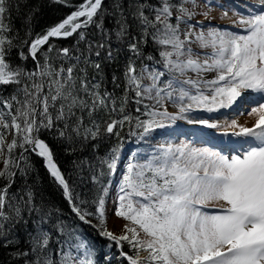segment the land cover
I'll return each instance as SVG.
<instances>
[{
	"label": "snow or ice",
	"instance_id": "obj_1",
	"mask_svg": "<svg viewBox=\"0 0 264 264\" xmlns=\"http://www.w3.org/2000/svg\"><path fill=\"white\" fill-rule=\"evenodd\" d=\"M187 2L189 0H161L159 6L152 8L154 19L145 15L143 3L133 13L142 29L141 39L151 35L156 44L163 46L159 55L165 71L144 68L137 75L134 63L130 61L125 77L130 85H135L136 97L146 96L162 107V101L167 100L177 108L171 113L166 108L155 110L145 105L148 109L145 115L150 118L144 121L137 118V127L143 129L140 136L164 127L166 122L175 124L178 120H186L188 124L208 129H232L223 135L243 138L247 147L242 154L229 157L186 143L161 145L156 154L144 158V163H129L119 184L114 212L133 226L126 224L124 234L116 235L104 227L107 188H104V195L94 201L97 205L95 213L82 209L54 162L48 144L38 137L41 128L51 130L57 122H62L64 128L58 129V136L71 141L73 133L76 137L82 135L83 117H77L76 109L81 113L87 110L91 116L98 108L107 107L110 94L102 96L95 91L99 84L89 86L86 72L79 77L75 75V65L56 69L47 54L43 64L38 58L41 46L48 44L49 53L54 50L50 38L71 37L78 29L94 23L102 0H84L78 10L31 40L28 55L21 51L19 56L21 60L30 56L36 62L33 71L13 66L6 59L13 41L4 35L10 31L4 22L9 8L7 0H0V86H15L14 93L8 98L0 97V161L3 163L0 169V246L15 248L14 255L24 257L23 264H97V261L93 246L74 228L70 229L59 218L53 222V213L35 203L36 193L31 187L12 192L18 173L21 179L27 175V168L21 165V161H25L24 153L21 152L18 158L14 155L17 148L24 151L31 148L44 159L48 172L62 187L72 212L84 223H91L87 217L95 215L99 221V234L117 246L119 257L126 259L128 264H264V0H257L250 6L247 16L233 13L240 16L233 23L243 26L241 32L215 27L205 31L201 22L191 24L196 13L185 7ZM190 2L193 7L197 6L196 0ZM212 3L213 0H206V7L210 8ZM219 6L224 7L223 4ZM173 8L178 13L175 24L171 22ZM223 15L227 16V11ZM81 17L84 19L80 20ZM181 23L187 25L184 32L180 30ZM197 27L199 32L195 30ZM116 35L117 39L126 37L127 29L123 24ZM79 36L84 39V32H79ZM193 43L201 50L210 51L196 53L191 47ZM104 47L103 43L97 45V57L101 55L99 49ZM128 47L137 57L141 55L136 43H130ZM69 51L68 48L59 50L65 57ZM107 59H113L111 50ZM94 67L99 69L100 64L96 63ZM145 72L152 81L149 86L141 83ZM187 72L196 73L200 78L178 81L173 76L164 87L157 86L166 73L183 75ZM210 72L216 73L212 79L202 78V74ZM136 102L139 104L140 100ZM222 109H238L241 115L255 114L258 118L252 127L243 126L236 119L222 126L190 115L196 111L214 113ZM73 117L77 118L75 125L71 124ZM129 119L125 116L121 121L108 123L107 133H113L117 124L122 125ZM94 129L85 128L83 138L87 140L90 136L95 140L99 126L94 125ZM9 132L12 140L6 143ZM112 152L114 155L101 161L110 174L116 171L119 149L114 148ZM92 180L99 182L95 175ZM213 201H223L227 205L222 214L205 210ZM25 212L36 214L35 223L40 227L27 233L29 250L21 251L17 247L19 240L15 229L33 223L25 218ZM49 223L52 231L45 227ZM124 242L131 246L134 255L123 250Z\"/></svg>",
	"mask_w": 264,
	"mask_h": 264
},
{
	"label": "trees",
	"instance_id": "obj_2",
	"mask_svg": "<svg viewBox=\"0 0 264 264\" xmlns=\"http://www.w3.org/2000/svg\"><path fill=\"white\" fill-rule=\"evenodd\" d=\"M82 3L84 0H64L62 3L54 2V0H7L9 11L5 13L4 22L9 25L10 31L4 35L12 39L13 48L6 59L13 66L19 65L28 71H33L36 62L30 56L26 60H21L19 53L23 51L25 55H28L31 40L38 35L45 34L49 28L62 22L73 11L78 10ZM141 3L144 4L145 15L154 19L155 13L152 8L159 6L161 0H103L99 14L94 17V23L86 28L78 29L77 33L71 37L50 38V43L54 46L52 52H48V44L41 46L42 50L38 51L41 64L44 63L45 54H47L51 57L50 62L56 69L60 67L67 69V67L75 65V75L83 77L86 72L90 82L89 86L99 84V88L95 91H98L102 96L105 93L110 94V99L106 100L107 107L98 108L91 116L88 115L87 110L81 113L79 109H76L77 117H83L81 136L76 137L73 133L74 138L71 141L60 138L58 129L64 128L62 122H57L56 127L51 130L41 128L38 133V137L48 144L54 162L69 184L75 202L82 209L92 213H95L97 206L94 201L104 195V188L108 189L115 174H110V170L101 161L114 155L112 152L114 148H118L119 152L121 150L134 151L133 149L137 150V153L140 151L137 143L143 129L137 127V118L142 112L137 111L140 106L132 104L135 85H130L125 77L129 62L134 63L137 75H140L143 67L165 71L159 55L163 46L156 44L151 35L141 39L142 29L138 19L133 16ZM79 19L83 20L84 18ZM121 24L127 29V35L122 39H117L116 34ZM81 31L85 34L84 39H80L79 32ZM133 37L136 39H132ZM25 40L28 41L27 44L23 43ZM101 43L105 47L99 49L101 55L97 57L95 52L98 50L97 45ZM130 43L137 44L141 53L139 57L129 50ZM62 48L70 50L68 56L65 57L59 52ZM109 50L113 53L111 60L107 59ZM149 56L152 57L151 60L148 59ZM96 63L100 64L99 69L94 67ZM166 75L173 74L166 73ZM14 91L15 86L7 88L0 86V97L8 98ZM80 95L84 94L80 93ZM122 106L123 111H121ZM53 114H55V110H53ZM125 116L130 119L125 120L122 125L117 124L113 133H107L108 123L113 120L121 121ZM76 119V117L72 118V125L76 124ZM94 125L99 126L96 139L93 140L89 136L85 140L83 138L84 129L95 130ZM68 131L70 132L71 129ZM8 138V142H11L12 134L10 132L6 133V140ZM21 152L24 153L26 161V163L21 161V165L27 168V175L21 179L18 173L12 192L24 189L25 186L31 187L36 193L35 203L53 213L51 218L53 222L59 218L70 229L74 228L84 240L93 246L94 259L97 264H128L126 259L119 257L117 246L99 234V221L95 215L87 217L91 223H84L72 212L71 205L64 197L62 187L50 175L44 160L30 148L28 151L17 148L14 155L18 158ZM138 161L136 157H133L131 163L136 164ZM93 175L99 178V182H93ZM24 216L33 223L27 227L20 226L15 229V232L19 240L17 245L19 250L28 251L30 241L27 233L33 228H39L40 225L35 223L36 214L25 212ZM45 227L52 231L51 223ZM104 227L106 226L104 225ZM109 244H112L111 248L108 247ZM15 250L12 247L0 246V264H17V261L23 264L24 257H16ZM123 250L129 255L135 254L127 242L123 243ZM53 255L55 256V245H53Z\"/></svg>",
	"mask_w": 264,
	"mask_h": 264
},
{
	"label": "rangeland",
	"instance_id": "obj_3",
	"mask_svg": "<svg viewBox=\"0 0 264 264\" xmlns=\"http://www.w3.org/2000/svg\"><path fill=\"white\" fill-rule=\"evenodd\" d=\"M257 3V0H213L212 6L206 7V0H196V7H193L192 3L187 2L185 3V7L196 13L192 20L190 21L191 24L196 25L197 21L201 22L204 26V30L207 31L208 27H215L218 29H227L230 31L235 32H241L243 29V26L240 24H234L229 23L228 25H221L217 22H213L215 20L214 18H211V16H214L216 13H224L227 11V16H230L232 21L238 20L240 17L239 15H234L233 13H244L250 11V6H253ZM223 4L224 7H220L219 5ZM254 11H258L259 8H252ZM204 13H207V16L204 15ZM177 11L175 8H173V19L172 23L175 24V16L177 15ZM245 16V15H244ZM83 18V17H81ZM208 21V22H207ZM180 30L181 32H184L187 30V25L184 23L180 24ZM197 32L200 31V28L197 27L195 29ZM193 48V51L196 53H200L202 51H210V49L207 50H201L199 46L195 43L191 45ZM201 59H203V56H201ZM147 68L148 70H151L150 67H143L142 69ZM141 69V70H142ZM141 74V71H140ZM173 74V73H172ZM216 75L215 72L210 73H204L202 74L203 79H212ZM175 77V79L178 81H183L184 79L191 78L193 80L198 79L200 77L197 76L196 73L187 72L183 75L180 73H174L173 75H165L164 77H161L160 82H158V87H164V85L167 83V81L171 78ZM142 85L149 86L151 85L152 81L148 79L147 72L144 73V79L141 81ZM187 87V86H185ZM152 95H155V92L153 91ZM140 100V103L138 104L136 101ZM187 101H185L186 103ZM132 104L140 106V112L142 114L139 115V121H144L149 119L150 117L145 115V112L148 109H155V110H163V108H166L169 112L174 113L177 111V108L175 105L167 100L162 101V105H158L155 103V100L149 99V98H138L136 95L134 96V99L132 101ZM145 105L148 106V109L145 108ZM138 109V108H137ZM250 110V109H249ZM234 110H227L217 117H219V120L230 122L232 119H235L233 117L230 118V114L233 113ZM238 109H236V112L234 114H238ZM253 116V115H251ZM242 118L249 117V115H242ZM141 118V119H140ZM184 120H181L180 124H185ZM167 123H165L164 127L155 128L153 131H151L149 134H147L144 137L139 138L137 147L140 150L139 153H137V150L133 149L134 151H125L121 150L119 152V159L117 161V168L116 172L114 174L113 180L110 183V186L108 187L107 195L105 197L106 203H105V211H106V223L105 226L107 230L113 232L116 235H123L124 234V226L127 224L129 226H133L130 221H126L123 218L117 217L114 212V202L117 201L118 196V190H119V184L122 179L123 174L127 170V165L131 163V160L133 157H136L139 161L137 163H144L145 157H151L152 155L156 154L160 150V146L164 145L167 146L169 144L171 145H180L181 143L189 144L190 147L194 148H208L213 151L221 152L222 154L226 156L236 155V154H242L243 150L247 147V144H241V147L236 146L235 148H219L218 146L211 144L210 142H201L197 138V136L189 137L190 135L185 133H174L169 134L167 133ZM225 128V127H224ZM203 130V129H202ZM225 130H229V128H225ZM232 130V129H231ZM208 134H214L216 132L215 129H208L204 130ZM9 134V133H8ZM215 135V134H214ZM222 136V135H221ZM9 141V138L6 140V143ZM231 144V143H230ZM3 168V163L0 161V169ZM219 205L212 206L211 204H208L207 209H213L209 207H214V211H211L209 213L211 214H222L223 210L226 209L227 205L223 201H217ZM143 236V233L140 234ZM141 255H145V253H141Z\"/></svg>",
	"mask_w": 264,
	"mask_h": 264
},
{
	"label": "bare ground",
	"instance_id": "obj_4",
	"mask_svg": "<svg viewBox=\"0 0 264 264\" xmlns=\"http://www.w3.org/2000/svg\"><path fill=\"white\" fill-rule=\"evenodd\" d=\"M243 15L247 16L249 14V12H244L242 13ZM211 18H214L215 20H213V22H217L218 24L221 25H228L229 23H233L232 19L230 16H224L222 13H216L214 14V16H211ZM240 19V17L238 18V20ZM235 20V21H238ZM208 22V21H207ZM146 98V96H145ZM228 109H222L218 112H214V113H208V112H204V111H196L191 113V116L194 117H198V118H202V119H208L210 120V122H218L219 124H221L222 126L225 125L226 121H220L219 117H217L218 115H220L221 113L227 111ZM234 110L233 113H231L229 116L230 118L233 117L235 118L239 124L246 126V127H252L255 122L256 119L258 118L255 114L253 116H249L246 118H242L241 114H234V112H236V109H232ZM239 112V111H237ZM185 122H187L186 120H184ZM181 120H178L175 122V124H170L167 123V133L169 134H176V133H187L190 136L189 137H195L197 136V138L199 139V141L204 142V143H208L210 142L211 144H214L216 146H218L219 148H226V149H230V148H235L236 146L241 147V144H246L244 142L243 138H239V137H235V136H231V135H223V132L228 131L231 132L232 130H225L224 127H220V128H216V132L214 134H208L206 133L204 130H206L205 127L199 126V125H191L188 123L185 124H180ZM203 129V130H202ZM238 130V129H237ZM222 135V136H221ZM231 143V144H230ZM209 204H211L212 206H217L219 205V203L217 201H213L210 202ZM209 208H213V209H207L208 212L214 211L216 209H214V207H209ZM206 210V209H205Z\"/></svg>",
	"mask_w": 264,
	"mask_h": 264
},
{
	"label": "water",
	"instance_id": "obj_5",
	"mask_svg": "<svg viewBox=\"0 0 264 264\" xmlns=\"http://www.w3.org/2000/svg\"><path fill=\"white\" fill-rule=\"evenodd\" d=\"M103 1V0H102Z\"/></svg>",
	"mask_w": 264,
	"mask_h": 264
}]
</instances>
